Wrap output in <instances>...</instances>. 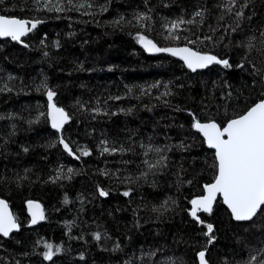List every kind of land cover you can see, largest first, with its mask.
I'll return each instance as SVG.
<instances>
[{"label": "trees", "instance_id": "trees-1", "mask_svg": "<svg viewBox=\"0 0 264 264\" xmlns=\"http://www.w3.org/2000/svg\"><path fill=\"white\" fill-rule=\"evenodd\" d=\"M0 15L41 21L20 42L0 39V198L20 225L0 236V264H198L201 250L209 264L264 260V216L234 222L218 198L211 214L199 213L204 223L191 217L190 201L216 169L189 115L223 125L264 98V0H4ZM181 19L180 39L169 38ZM141 35L233 67L191 73L174 57L144 54ZM49 89L70 117L60 136L48 125ZM28 201L44 213L35 226ZM45 244L60 248L51 261Z\"/></svg>", "mask_w": 264, "mask_h": 264}, {"label": "snow or ice", "instance_id": "snow-or-ice-1", "mask_svg": "<svg viewBox=\"0 0 264 264\" xmlns=\"http://www.w3.org/2000/svg\"><path fill=\"white\" fill-rule=\"evenodd\" d=\"M47 2L50 3V0H47ZM3 3L4 0H0V4ZM69 3H72V0H69ZM234 3L235 0H228L229 5H233ZM79 7H85V4L81 3ZM87 7L90 8L92 5L88 4ZM51 10L53 9L50 8L49 11ZM55 10L63 11V8L55 7ZM228 11H231V7L228 8ZM202 15L203 13L200 11L195 13L196 17H202ZM241 16H243V12L239 11L237 17ZM137 19L138 21H142L150 19V17L140 15ZM194 22V19L187 21L189 24ZM39 23H41L39 20L33 22L0 15V38H10L12 41L20 42L21 38L36 29ZM115 23H119V21H115ZM182 23H185V21L181 19L171 24L168 28L169 38L180 39L174 33ZM261 35L264 36V33H261ZM138 39L146 51L167 52L172 56L179 57L192 72H196L198 69H206L210 65H221L226 69L233 67L228 59L218 58L216 55L202 54L199 50H193L189 47L160 48L152 40L143 35L139 36ZM253 40L254 38H249L247 45L249 51L255 46ZM236 67L243 68L244 64L241 62ZM55 95V91L51 89L47 90V116L50 119L51 127L60 132L64 128V125L69 122L70 117L64 108L58 107L54 102ZM228 95L230 96L231 93ZM189 115L193 116L192 128L203 136L207 147L214 150V167L216 169L214 182L204 185V192L206 194L190 201V215L193 220L204 223L200 219L199 213L211 214L218 196L222 197L223 203L230 210L232 218L236 221H252L258 214L264 216V98L255 102L243 114L235 116L223 125L215 120L201 122L193 113H189ZM0 119H3V117H0ZM59 143L63 145L64 150L69 155H74L69 144L63 138L59 139ZM102 143L106 144V141ZM110 151L114 152L115 149L103 148V152ZM149 151H152V149H149ZM154 151L160 153L163 149L155 148ZM89 154L88 151L82 153L84 156ZM166 160V156H161L155 164H149V168H156ZM68 171L71 172L72 169ZM130 192L131 190L125 191L123 195L127 197L130 195ZM99 194L101 196L108 195L103 189L100 190ZM28 208L32 217V224H36L45 218L43 210L38 203L29 201ZM19 227L17 218L8 209V204L0 199V235L8 237L12 232L18 231ZM206 228L205 235L208 237V243L212 244L215 240V237L212 235L213 225L209 223L206 225ZM95 239L97 241L101 239L99 233L95 234ZM44 247L47 249L44 252V259L48 261H51L60 252V248H55L54 250L52 244H45ZM152 255H155V253ZM197 259L198 264H209V261L206 259V250L199 251ZM256 260L257 257L253 255L246 264H252ZM160 264H175V261L165 260L161 261ZM259 264H264V260H261Z\"/></svg>", "mask_w": 264, "mask_h": 264}, {"label": "water", "instance_id": "water-1", "mask_svg": "<svg viewBox=\"0 0 264 264\" xmlns=\"http://www.w3.org/2000/svg\"><path fill=\"white\" fill-rule=\"evenodd\" d=\"M29 34V33H28ZM27 34V35H28ZM26 35V36H27ZM26 36H24V37H26ZM24 37H22L21 39H23ZM0 39H2V40H4V39H10V38H0ZM154 43V42H153ZM138 47L144 52V54H146L147 56H157V55H167V56H170V57H174L175 59H177L179 62H181L182 64H183V66L186 68V70H188L189 72H191V73H195V72H192L190 69H188L187 68V66L184 64V62L182 61V60H180L179 59V57H176V56H172V55H170L169 53H167V52H148V51H146L145 50V48L140 44V42H139V40H138ZM157 47H160V46H158L157 45ZM169 47H188V46H169ZM169 47H160V48H169ZM190 48V47H189ZM211 66V65H210ZM209 66V67H210ZM221 66V65H220ZM203 70H205V69H198L196 72H199V71H203ZM45 100H46V116H47V113H48V99H47V91H46V93H45ZM47 120H48V125H49V128L52 130V131H54L55 133H57L59 136L61 135V133H62V130L60 131V132H57L55 129H53L52 127H51V122H50V119L48 118V116H47ZM67 124H65L64 125V127L66 126ZM201 137H202V139L204 140V138H203V136L201 135V134H199ZM204 143H205V141H204ZM62 146V149H63V151L67 154V155H69V153L67 152V151H65L64 150V148H63V145H61ZM205 146H206V148H208L207 147V145H206V143H205ZM209 149V148H208ZM210 150H212V149H210ZM214 151V150H213ZM72 159H75L76 158V156L75 155H69ZM214 182V180L211 182V183H213ZM206 193L204 192V188H203V195H205ZM200 197V196H199ZM220 199L221 200V202H222V204H223V206L227 209V211L229 212V214L231 215V212H230V210L227 208V206L223 203V201H222V197H217V199ZM1 199V198H0ZM3 200V199H2ZM5 201V200H4ZM6 202V201H5ZM29 202V201H28ZM28 202L25 204V209H26V212H27V214H28V218H29V221H28V225L29 226H35V225H37L38 223H36V224H32L31 223V220H32V217H31V214H30V211H29V208H28ZM31 202H33V203H38V202H36V201H31ZM7 203V202H6ZM8 204V203H7ZM39 204V203H38ZM40 205V204H39ZM215 205V204H214ZM213 205V206H214ZM8 209H9V211L11 212V210H10V208H9V205H8ZM190 211H191V209H190ZM12 213V212H11ZM203 214H208V213H203ZM231 218H232V215H231ZM232 220L234 221V222H237V223H243V222H248V221H243V222H241V221H236V220H234L233 218H232ZM19 231V230H18ZM18 231H14V232H12L8 237H3L2 235H0L1 237H3L4 239H7V238H9L12 234H14V233H17ZM197 257V256H196ZM197 263H198V259H197Z\"/></svg>", "mask_w": 264, "mask_h": 264}]
</instances>
